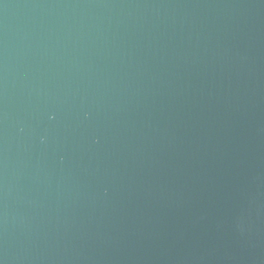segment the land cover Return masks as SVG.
<instances>
[{
    "label": "water",
    "instance_id": "1",
    "mask_svg": "<svg viewBox=\"0 0 264 264\" xmlns=\"http://www.w3.org/2000/svg\"><path fill=\"white\" fill-rule=\"evenodd\" d=\"M0 264H264V0H0Z\"/></svg>",
    "mask_w": 264,
    "mask_h": 264
}]
</instances>
